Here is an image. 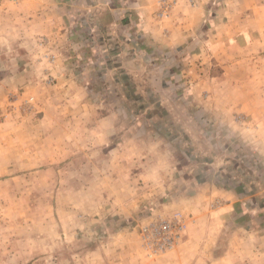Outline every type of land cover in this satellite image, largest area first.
Instances as JSON below:
<instances>
[{
	"label": "crops",
	"instance_id": "0c3cea01",
	"mask_svg": "<svg viewBox=\"0 0 264 264\" xmlns=\"http://www.w3.org/2000/svg\"><path fill=\"white\" fill-rule=\"evenodd\" d=\"M70 5L25 0L0 9V52L19 60L0 67L3 80L23 73L16 67L33 55L28 42L38 36H49L66 58L71 40L76 53L84 51ZM162 5L171 8L159 20ZM79 11L89 14L90 52L105 64L107 98L143 109L132 118L141 131L119 132L123 119L115 111L91 118L93 154L102 141L108 145L110 186L131 188L129 214L165 195L197 220L185 241L194 258L221 244V264H264V0H82ZM54 72L65 82L62 68ZM75 95L86 107L84 90ZM235 111L245 114L249 129L234 126ZM211 122L224 130L221 140L207 139ZM250 151L259 163L243 160ZM217 197L221 210L210 208Z\"/></svg>",
	"mask_w": 264,
	"mask_h": 264
},
{
	"label": "rangeland",
	"instance_id": "374dc122",
	"mask_svg": "<svg viewBox=\"0 0 264 264\" xmlns=\"http://www.w3.org/2000/svg\"><path fill=\"white\" fill-rule=\"evenodd\" d=\"M24 1L0 0V9L7 12ZM67 1L73 6L69 21L75 19L84 51L76 53L72 45L78 43L71 40L64 47L72 52L65 51L66 58L49 36H38L28 42L33 55L27 52L22 65H16L23 73L7 80L0 74V264H221L225 252L220 243L201 248L196 258V250L185 245L189 227L197 222L185 204L173 208L161 195L140 203L143 208L131 216L126 204L134 198L128 195L131 188L110 186L111 156L104 150L108 145L102 141L100 153L92 151L89 134L96 128L95 118L115 111L123 119L119 132L141 131L143 124L132 118L143 109L109 101L105 64L90 52L89 14L79 11L82 0ZM18 61L0 52L1 68ZM58 68L65 82L54 72ZM79 89L89 100L86 107L75 95ZM232 119L240 131L252 125L242 112L235 111ZM219 124L207 125L209 141L222 139ZM239 142L237 149L242 147ZM243 160L251 164L260 158L250 151ZM214 200L211 209L224 208L223 198ZM175 216L185 230L172 250L153 254L144 245L142 229Z\"/></svg>",
	"mask_w": 264,
	"mask_h": 264
},
{
	"label": "built area",
	"instance_id": "2783aa9c",
	"mask_svg": "<svg viewBox=\"0 0 264 264\" xmlns=\"http://www.w3.org/2000/svg\"><path fill=\"white\" fill-rule=\"evenodd\" d=\"M170 8V5H162V9L157 12L156 17L162 20L169 15ZM184 230L185 225L179 216H175L172 221L164 220L146 226L142 229L144 245L153 254L166 253L174 248L176 240Z\"/></svg>",
	"mask_w": 264,
	"mask_h": 264
}]
</instances>
